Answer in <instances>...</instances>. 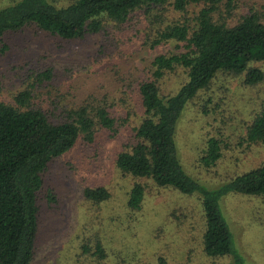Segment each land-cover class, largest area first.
Returning a JSON list of instances; mask_svg holds the SVG:
<instances>
[{"label": "rangeland", "instance_id": "obj_1", "mask_svg": "<svg viewBox=\"0 0 264 264\" xmlns=\"http://www.w3.org/2000/svg\"><path fill=\"white\" fill-rule=\"evenodd\" d=\"M7 1L0 0V5ZM225 1L212 15L225 17L226 23L253 9L264 20V0H231L228 13ZM200 6L190 3L185 11L168 4L136 8L126 20L105 19L101 31L82 38L61 39L30 29L0 35V100L11 101L28 74L50 67V77L34 92L41 106L58 114L63 105L105 95L114 116L126 109L136 112L115 133L100 129L92 142L78 140L48 163L37 195L38 222L29 264H158L159 255L166 264H229L230 256H208L202 250L203 220L194 192L157 187L141 178L147 183L143 205L129 209L125 193L132 179L123 176L113 162L139 116L132 84L149 73L153 55L178 48L174 40L152 48L145 42L173 20L193 24ZM183 76L178 69L166 73L159 83L161 91L174 90ZM263 98L264 81L245 85L217 71L208 86L180 108L175 120V154L183 170L206 187H215L258 164L264 157V142L248 143L242 136ZM208 136L220 138L222 147L215 163L204 168L198 156ZM94 184H103L109 191V197L98 204L81 194L84 185ZM48 190L55 201H49ZM218 203L243 264H264V198L227 192ZM95 235L106 250L102 259L82 253L79 247L81 238Z\"/></svg>", "mask_w": 264, "mask_h": 264}, {"label": "trees", "instance_id": "obj_2", "mask_svg": "<svg viewBox=\"0 0 264 264\" xmlns=\"http://www.w3.org/2000/svg\"><path fill=\"white\" fill-rule=\"evenodd\" d=\"M220 1L8 0L0 5V35L30 29L61 39L82 38L101 31L105 19L117 23L126 20L136 8L168 4L172 9L185 11L188 4L201 3L193 24L173 20L145 42L152 48L174 40L179 49L153 55L149 73L132 84L139 116L131 126L128 139L115 151L113 162L123 176L132 179L125 193L127 208L142 207L145 179L157 187H173L187 194L194 192L203 220V252L208 256L227 255L231 258L229 264H243L218 201L227 192L264 198V157L255 166L228 176L215 187H206L183 170L173 140L180 108L206 88L217 71L237 77L245 85L264 81L261 12L253 9L240 13L233 23H226L225 17L212 15ZM230 1H225L226 13ZM176 69L184 75L181 82L174 90L163 93L159 84L162 77ZM50 74V67L31 72L11 101L0 100V264H29L33 256L39 211L37 195L44 182L43 171L52 158L78 140L92 142L100 129L115 133L132 113L136 114L126 109L123 115L114 116L105 95L63 105L57 114L54 108L43 107L34 100L36 88ZM201 108L206 110L204 106ZM242 139L248 143L264 142V98L245 125ZM221 143L218 137L205 139L203 152L198 156L204 168L215 163ZM81 194L92 204L109 197L103 184L84 185ZM47 197L55 201L53 191L48 190ZM79 247L82 253L89 252L95 259L106 256L98 235L81 238ZM156 261L166 264L160 255Z\"/></svg>", "mask_w": 264, "mask_h": 264}]
</instances>
